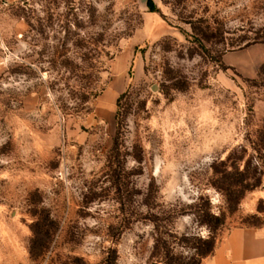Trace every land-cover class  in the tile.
<instances>
[{
	"label": "rangeland",
	"instance_id": "1",
	"mask_svg": "<svg viewBox=\"0 0 264 264\" xmlns=\"http://www.w3.org/2000/svg\"><path fill=\"white\" fill-rule=\"evenodd\" d=\"M242 227L264 0H0V264H199Z\"/></svg>",
	"mask_w": 264,
	"mask_h": 264
},
{
	"label": "crops",
	"instance_id": "2",
	"mask_svg": "<svg viewBox=\"0 0 264 264\" xmlns=\"http://www.w3.org/2000/svg\"><path fill=\"white\" fill-rule=\"evenodd\" d=\"M201 264H264V228L232 230Z\"/></svg>",
	"mask_w": 264,
	"mask_h": 264
},
{
	"label": "trees",
	"instance_id": "3",
	"mask_svg": "<svg viewBox=\"0 0 264 264\" xmlns=\"http://www.w3.org/2000/svg\"><path fill=\"white\" fill-rule=\"evenodd\" d=\"M204 244L206 246L205 249H199L198 253L199 258L201 259L211 256L215 252V249L217 247L211 240L204 241ZM169 261H171V259H168L167 264H170ZM199 264H201V262Z\"/></svg>",
	"mask_w": 264,
	"mask_h": 264
}]
</instances>
